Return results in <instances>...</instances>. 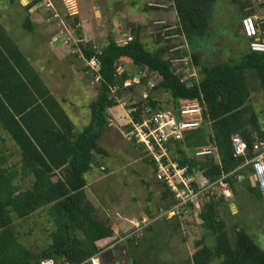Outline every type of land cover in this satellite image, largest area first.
Segmentation results:
<instances>
[{
	"label": "trees",
	"instance_id": "16d2710c",
	"mask_svg": "<svg viewBox=\"0 0 264 264\" xmlns=\"http://www.w3.org/2000/svg\"><path fill=\"white\" fill-rule=\"evenodd\" d=\"M217 1L173 0L180 31L190 44L210 32ZM239 1L242 7H246L245 0ZM253 13V9L244 12L241 19ZM67 15L70 16L69 13ZM75 21L78 22L77 19ZM28 22L27 18L25 26H28ZM261 27L263 29L264 24ZM1 30L3 28L0 24ZM132 32L133 39L124 44L112 37L101 49L92 45L79 46L86 59L95 57L100 64L98 94L89 104L90 121L82 131L75 130L73 121L47 91L45 93L49 100L56 104L53 108L35 104L33 108L25 106L14 109V100L9 93L4 98L0 96V124L21 151L20 162L8 165V158L0 150V264H41L46 259L56 263L89 264L87 261L99 253L101 246L113 236L111 222L99 219L85 187L86 174L92 171L94 165L100 166L98 156L108 155L99 143L110 124L108 111L118 105L124 90H132L136 84L124 86L131 77L125 67L123 72H118V68L124 65L122 60L127 59L143 71L147 70L146 75L140 74L139 84H148L152 74L159 76L146 100L136 98L138 106L145 101L148 105L160 107L161 101L153 96L157 90L168 92L172 102L179 98L198 99L204 105L212 135L204 128L187 133L184 141L176 143L175 152L172 150L174 159L180 164H188L190 168L203 171L212 179L229 174L226 181L230 183L234 194L242 188L254 194L257 199L263 198L262 190L252 185V170L249 167L234 172L245 158L234 156L232 136L239 134L247 143L248 157L253 155L255 141L264 139V133L260 132L256 138L247 129L248 124L256 125L255 116L248 119L245 117L252 87L258 86L264 90V52L249 49L236 59L212 65L203 64L193 52L192 64L198 69L199 77L197 80L182 82V74L177 73L176 64L165 58L171 46L163 45L156 51H150L144 45L141 26H133ZM16 51L23 58L21 52L18 49ZM176 51L173 52L174 57L186 53V50L180 49L178 51L181 52L176 55ZM0 59L9 63L10 67L14 60L1 42ZM20 113H24L21 119L16 117ZM33 114L38 116L36 127L25 120ZM213 142L218 148L219 161L214 157L197 159L186 154L187 147ZM143 154L145 161L155 169V162L144 151ZM57 170L61 171L60 176ZM30 176L33 177L32 186L22 189V180ZM165 194H170L167 188ZM228 203L219 191L198 212L201 226L214 236L215 243L213 246L208 245L204 238L197 242L190 264H264V250L244 228L235 225L232 234L228 230L224 216L221 215L222 209L228 208ZM173 204L171 195L165 207L170 208ZM41 209L46 211L52 223L49 232L51 240L42 250L32 252L11 229L12 212L25 219ZM134 264L141 263L136 259Z\"/></svg>",
	"mask_w": 264,
	"mask_h": 264
},
{
	"label": "crops",
	"instance_id": "0c3cea01",
	"mask_svg": "<svg viewBox=\"0 0 264 264\" xmlns=\"http://www.w3.org/2000/svg\"><path fill=\"white\" fill-rule=\"evenodd\" d=\"M6 1L10 2L8 5L9 9H3L0 12V24L3 28V30L0 31V42L10 51L14 60L11 61L12 66L10 67L9 63L0 59V88H2V90H0V96L4 98L5 94L9 93L12 97V101L14 100V109H21L25 106L33 108L35 104H42L46 108H53L56 104L53 100H49L48 95L45 93V91H47L54 97L57 103L73 121L77 132H79L77 125L72 115L69 113V110L79 111V106L81 105L79 101H77L79 93L88 94L83 101L86 103H83V105L89 108L90 102L94 100L98 94L100 79L98 71L90 64L91 59H86L84 57L79 47L80 45H92L97 49H101L112 37H114L116 41L124 40L128 36L134 37L132 27L138 25L141 26L143 42H146V39H151L157 45H160L159 47L163 45L171 46L169 49L170 53L165 55L166 59H169L171 51L177 48L186 50L185 56L188 53L190 54V52L193 53L195 50L197 51V49L193 47V44H190L180 31L179 17L173 0H144V10L146 13H149L143 17L132 15L127 4L124 14L127 15L130 13V17L128 19L127 16H125L127 20L125 23L126 30L123 31L120 30L117 25L112 26L109 22V17L102 15V12L106 14L110 12L107 8L101 9L106 4L96 3L95 0H89L88 5H85L83 0H51L54 4V8L46 6L48 0H39L37 3H34L36 0ZM235 2L241 5L239 0ZM240 7L242 8V6ZM253 7L255 8L256 6ZM88 10L94 14L95 19L90 16ZM121 12H123V9ZM67 13L72 16L71 19H68V17L66 18L65 15H67ZM27 18L29 22L26 23L28 26H25ZM76 19L78 22L75 21ZM108 28L110 31H108ZM240 33L241 40L235 41V44L232 43V52L236 53V55L232 57V60L249 51V39L242 34V29H240ZM243 40L245 42H243ZM15 47L21 52L23 58L17 53ZM200 60L202 62L201 57ZM120 68L122 69L121 66ZM13 90L16 93L13 92ZM46 100H49L47 104L45 103ZM263 100L264 90L258 86L252 87L250 97L246 103L248 112L245 117L248 119L250 116H255L256 125L253 126L252 124H248L247 129L250 130L249 132L251 135L256 138L260 132L264 133V120L260 121V116L257 111V107L263 104L260 103ZM33 102L34 104L32 105L31 103ZM258 103H260L259 106ZM117 108L119 109L117 110ZM122 109L123 108L118 105L109 109L110 124L108 128L115 124L114 120H126V111V118L121 117L123 114ZM80 112L81 111L78 112V115ZM261 113L264 114V110H262ZM23 114L24 113H20V115L16 117L21 119ZM41 115L42 112L40 116ZM37 118L38 116L33 114L32 116H27L25 120L29 125L36 127ZM83 118L86 119V116L83 115ZM80 119L81 116L79 120ZM88 121H90V118H88ZM208 127L211 129V125L207 126V128ZM209 133L212 135V130H210ZM102 137L99 143L106 149L102 143ZM260 139L262 138L257 139L255 142ZM137 148L140 150L138 146ZM0 150L7 158H12L15 153L18 152L21 155L20 149L10 135L2 128L1 124ZM143 160L145 161L144 156ZM99 164L100 166L94 165L92 171L89 172L90 179L88 180L86 178L87 185L85 187L88 198L95 205L96 211L98 209L96 205L98 195L96 193L97 188L95 183L105 178L108 179L109 176L112 175V171L107 170L108 172L106 171L107 173L104 175L105 178L101 179V173L98 172H102L100 170H105L106 168L102 163ZM56 173L60 176L61 171L57 170ZM109 182L111 181L109 180ZM112 182L113 183H108L107 186L112 190V197L114 198L113 201L108 198L110 205H107L104 216L101 218L103 221H110L113 228L114 234L111 239L105 243L107 245L112 241L114 242L117 238L120 243L124 244L128 241V238H133L132 236L138 233L142 235L143 232L145 233L148 230L156 229V224L163 218L167 220H182L184 217H187L186 214L188 212L172 218L165 216L159 217L164 210L169 209L165 206H159L158 214L155 217L138 214L137 212H140V206L139 204L135 206V204L126 199V196L129 194L126 193L124 184L116 179H112ZM156 183L160 186V182H158L157 179ZM165 189L166 187L161 185L162 201H165L167 198ZM234 205L236 208L235 210L232 209V203H228L231 213L235 211L239 212L241 207H238L236 202ZM146 211H148V214H152V208ZM177 223L179 224V221H177ZM180 224L183 225L182 221ZM136 226H140V231ZM151 232L152 231H149V234ZM127 233L134 234L122 240L123 236Z\"/></svg>",
	"mask_w": 264,
	"mask_h": 264
},
{
	"label": "rangeland",
	"instance_id": "374dc122",
	"mask_svg": "<svg viewBox=\"0 0 264 264\" xmlns=\"http://www.w3.org/2000/svg\"><path fill=\"white\" fill-rule=\"evenodd\" d=\"M83 1L85 5H88L89 0ZM95 1L99 4H106L101 9L107 8L110 12L107 14L102 12V15L109 17L111 25H117V27L122 31L126 30L125 23L127 20L125 16H127L128 19L130 17V13L127 15L124 14L127 4L132 15L134 14L143 17L149 13H146L144 10V0ZM235 1L236 0H218L216 4L215 20L209 30L210 32L203 38L193 43V47L197 49V51L195 50L194 52L202 58L203 64L212 65L215 63L227 62L232 60V57L236 55V53L232 52V43L235 44V41L241 40L240 17L244 12L256 9L252 15L258 16L259 27L264 35V28L262 29L261 27V25L264 24V5H258L252 0H245L247 4L248 1H250V5L246 4L245 8H241V5ZM9 3L10 2H7L6 0L1 1L0 12L3 9H9ZM252 5L256 7L254 8ZM122 9L123 12H121ZM89 14L93 17V19H95L94 14L91 13V11H89ZM65 16L66 18L68 17V15ZM68 19H71V15ZM108 31H110L109 28ZM243 42L245 41L243 40ZM144 45L150 51H156L160 46L151 39H146ZM180 49L181 48H177L174 50H177L176 55L181 52L178 51ZM174 51H171L169 59L175 64L178 63L176 61H180V58H184L186 56L190 57L192 60V52H190V54L188 53L186 56L185 53H183V56L181 57H174ZM122 61L124 63L122 72L125 67V71L131 77L128 82H130L131 85L136 83L132 90L128 89L123 92L124 94L122 97H124L123 99L127 103V105H125V109L128 110L131 106L133 98L143 97L144 92H147L148 94L150 93V83L153 81L157 82L159 80V76L152 74L148 84H139L137 80L140 79V77L136 78V74L146 75L147 72L145 73V71L135 66L133 63H130L127 59ZM181 63L184 64V61L179 62L180 66ZM195 72L198 78L199 72L196 67ZM87 95L88 94L84 93L78 94L77 101L81 104L79 106V111H81L79 115V111L69 110V113L72 115L73 120L77 125L78 131H81L89 122L88 118H90V110L88 107H84L83 105V103H86L83 101L86 99ZM153 96L157 100L161 101V105L170 106L172 103L170 94L164 90L154 91ZM260 103L263 104L259 106ZM260 103H258L259 107H257V111L261 117H259L261 121L264 120V114L261 113V111L264 110V100ZM118 109L119 108H117V110ZM126 110L122 109L123 114L122 116L120 115L122 118L125 117ZM83 115L86 116V119L83 118ZM80 116L81 119L79 120ZM127 120L128 118H126V120L122 119L121 121L114 120L115 124L108 128L102 137V143L106 147L108 155L107 157L98 156V160L106 169L100 170L102 172H97L101 173V179L105 178L104 175L108 171H112V175L109 176L108 179L105 178L95 183L97 188L96 193L98 195L96 205L98 206L97 216L99 219L103 218L107 205H110L109 199H112L113 201L114 198L112 197V190H110L107 186L108 183H113L112 179L119 180L122 184H124L126 193L129 194L126 196V199L135 204V206H138L137 204H139L140 208H138L140 212L137 213L143 216L147 215L148 217H155L158 214L159 206L164 207V204L171 200V195L168 194L166 195V200L162 201L161 185L163 184L160 182V186L159 184L157 185L154 167L152 165L150 166L148 162L143 160V156H145L143 154V150H138L137 144L134 141L126 139L125 123ZM205 130L209 133L211 129L208 127ZM172 150L175 152V148ZM185 151L189 157L193 156L192 148L187 147ZM20 160V153H15L12 158H8V165L13 163L18 164ZM195 169L197 170V168ZM32 178L33 177L30 176L25 177L22 180V189H27L32 186ZM86 178L88 180L90 179V173L86 174ZM109 180L111 182H109ZM230 192V196L224 197L232 204L236 202L238 207H241V210L239 212L235 211L234 213H231L229 207L224 208V210L222 209L221 215L224 216L228 230L232 234L233 227L235 225L244 228L251 238L254 239L261 249L264 250V196L262 199H257L254 194L243 190L242 188L239 189L237 194H234L230 187ZM147 208H152V214H148V211H146L148 210ZM198 212L199 211L197 210L189 211L186 214L187 217H184L182 220H167L166 218L159 220L157 223L158 225L156 224L157 227L155 226L156 229L148 230L145 233L143 232L142 235L138 233L132 236L133 238H128V241L124 244L118 242L117 244H113L111 247L107 248L101 258L102 262L104 264H134V261L137 259L141 264H190L191 256L197 249L195 245L197 242H200V240H203L204 238L205 243L208 245L213 246L215 243L214 236L209 234L207 230L201 226L202 221L199 218ZM12 216L13 221L11 223V229L26 248L30 249L32 252H38L50 243L51 239L49 232L52 229V223L50 222L46 211H42L41 209L25 219L18 217L14 211L12 212ZM180 220L183 225L180 224ZM177 221H179V224ZM149 231L152 232L149 234ZM129 239L132 240L131 242L133 243H131Z\"/></svg>",
	"mask_w": 264,
	"mask_h": 264
},
{
	"label": "built area",
	"instance_id": "2783aa9c",
	"mask_svg": "<svg viewBox=\"0 0 264 264\" xmlns=\"http://www.w3.org/2000/svg\"><path fill=\"white\" fill-rule=\"evenodd\" d=\"M258 5H264V0H252ZM47 7L54 8L51 0L46 3ZM242 33L249 39V49L257 52H264V35L261 32L257 15H247L241 19ZM132 36H128L124 40H118L120 44H124L132 40ZM190 57L180 58L176 61V71L182 74L181 81L188 82L192 79L197 80L195 67ZM90 64L99 70V62L93 57ZM121 73L122 69L118 68ZM147 70L145 71V73ZM155 76H158L157 74ZM140 77V75H139ZM137 78V77H136ZM140 79L137 80L139 82ZM191 83V82H190ZM131 85L128 80L124 86ZM156 82L150 83V87H154ZM117 87L114 88V91ZM149 97L147 92L143 93L142 100ZM122 98L118 99V106L125 109L126 101ZM138 101L133 98L131 106L127 112V122L125 123V136L129 141H134L148 157L155 162V175L173 196L174 204L171 208L164 210L159 217L172 218L182 213L192 210H202L204 206L218 194L220 191L223 196H230V185L226 181L229 174H222L216 178L207 177L203 171L190 168L188 164H180L173 158L172 149L175 148L177 142H182L187 133L197 131L200 128H207L210 122L205 117V107L198 99L179 98L173 101L170 106L161 105L153 107L142 101L138 106ZM137 115V117H136ZM232 145L234 156L244 157L245 160L234 171L249 167L252 175L256 176L257 186L264 191V139L253 144V155L248 157L247 143L239 134L232 136ZM193 156L191 158L202 159L205 157L216 158L219 161V153L216 144L208 143L206 145H197L193 148ZM140 231L139 227L136 226ZM132 234H125L122 240L127 239ZM119 242L118 238L110 244L101 246L99 253L90 258L89 264H103L102 256L113 244ZM41 264H72L69 262L56 263L53 260L46 259ZM84 264V263H81Z\"/></svg>",
	"mask_w": 264,
	"mask_h": 264
},
{
	"label": "water",
	"instance_id": "95a60500",
	"mask_svg": "<svg viewBox=\"0 0 264 264\" xmlns=\"http://www.w3.org/2000/svg\"><path fill=\"white\" fill-rule=\"evenodd\" d=\"M99 68H100V64H99ZM136 77L139 78V75H136ZM241 178H243V177H241ZM250 180H251L252 185H253L254 187L257 186V180H256V176H255V175H251V176H250ZM262 194H263V196H264V191H262ZM232 209H233V210L236 209L234 204H232Z\"/></svg>",
	"mask_w": 264,
	"mask_h": 264
}]
</instances>
